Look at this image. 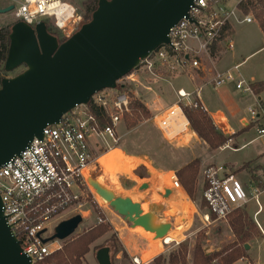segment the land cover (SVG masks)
Returning a JSON list of instances; mask_svg holds the SVG:
<instances>
[{
  "label": "built area",
  "instance_id": "built-area-1",
  "mask_svg": "<svg viewBox=\"0 0 264 264\" xmlns=\"http://www.w3.org/2000/svg\"><path fill=\"white\" fill-rule=\"evenodd\" d=\"M7 1L14 6L12 14L16 22L35 27L50 21L62 42L75 32L72 27L78 8L74 0ZM259 4L260 0H195L187 15L170 29L169 43L151 53L119 82L126 86L135 81L134 77L148 74L159 79L184 76L193 83L192 91L179 89L178 101L156 117L168 141L182 139L190 131L184 108L198 107L206 87L218 90L233 83L238 91L254 93L251 81L243 79L239 72L240 64L220 73L216 62L223 51H234L230 34L234 23L256 22L255 8ZM131 102L130 90L106 89L96 93L88 105L76 106L59 124L47 126L43 139H34L19 156L0 169L4 216L21 242L23 253L33 264H43L47 257L61 249L59 241L45 243L49 239L47 227L63 212L80 206L83 188L88 187V169L100 161L98 150L105 154L107 147L112 150V146L119 144L117 127L130 113ZM200 108L207 112L201 103ZM249 111L255 117V111L252 108ZM107 118V125L101 128ZM180 120L185 122L183 130ZM258 136L264 139L263 127L258 130ZM204 178L206 186L202 198L208 213L201 216V221L206 227L226 222L233 211L244 208L251 200L260 205L261 191L255 189L250 198L243 183L224 167L206 169ZM171 183L174 189H183L176 174L171 176ZM172 243L180 245L178 241ZM56 244L58 246L53 247ZM170 244L164 242L165 246ZM133 262L146 264L138 258ZM241 262L252 264L249 259Z\"/></svg>",
  "mask_w": 264,
  "mask_h": 264
},
{
  "label": "rangeland",
  "instance_id": "rangeland-1",
  "mask_svg": "<svg viewBox=\"0 0 264 264\" xmlns=\"http://www.w3.org/2000/svg\"><path fill=\"white\" fill-rule=\"evenodd\" d=\"M74 2L78 8V17L73 23L72 28L75 29L74 33H76L82 25L91 21L87 16V9L95 4V0H74ZM10 5L11 4L7 0H0V8H6ZM263 9V5L257 9V19L259 24L264 20V15H262ZM47 22V25L51 28L52 32L59 35V32L54 28L53 24L50 21ZM14 23H16V20L12 13L5 15L0 14L1 27H12ZM259 24L253 23L252 25H239L234 23L235 34L232 37V42L235 47V54L233 56L238 58V63L243 62L248 55L264 47V32H262ZM231 58L232 57H229L227 60H231ZM234 66L235 65L229 67L227 70L218 69V71L220 73H225L231 71ZM25 71L26 67L22 66L12 72H5L4 63H0L1 79H12ZM239 72L245 80H248L247 77L251 76L252 73H259L260 78L264 79V49L255 53L246 61V63L241 65ZM134 78H136L135 81L127 84L130 93L133 95V104L141 101L147 106L150 115L148 118H142V120H139L133 128L129 127L124 120L122 124L117 127L118 137L120 138L119 144L115 147L112 146V150L118 148L126 158H133L135 161L125 160L121 156L123 162L128 163V168L123 169V171L118 170L119 172H112L105 163V157L110 155L111 158L109 162H111L112 160H117V154L110 153L103 157L105 155L103 154V151L98 150L99 152L97 153V156H101L100 158H103V160L101 161L100 159L93 168H95L112 187L115 185L117 189L115 191L120 193L124 198H129L137 204H147V217L151 218L158 224H156L158 229L164 227L166 223L171 224V236L176 238L180 244L183 243L188 245V264H192L193 249L198 241L202 242L204 250L211 249L212 251H218L223 246L231 244L235 240L228 225V221L217 222L208 227H206L201 221V216L208 213V209L201 210L199 207L204 201L202 198L205 186L203 171L213 166H227V169H230L229 171L233 172L235 169H240L246 163L251 162V160L255 158L257 152L264 150V139H261L258 136V130L261 127L264 128V108L258 100V96H256L257 94H245L241 91L233 92L230 89L232 83L224 86L222 89H226L230 93V99L226 102L236 103L240 109L238 117L234 119L229 118V123L234 131L233 134L238 133V135L228 143V147L225 148V150L212 152L207 145H200L195 138V134L191 130L185 136V138L190 136V142L188 141L184 143L181 142V139L170 142L165 138L164 133L158 127V120L156 117L165 111L169 105L171 106L178 101L177 91L179 89H184L185 91L191 90L190 81L186 77L178 76L159 79L146 74ZM125 82L123 81V83ZM221 93L222 91H220V94ZM221 98L223 99V95ZM250 108L255 111V117L251 115L249 111ZM129 115L132 116V109ZM210 118L212 119L211 116ZM242 120H246L248 125L245 126L242 123ZM218 129L223 133L221 127ZM223 134L225 135V133ZM235 145L242 149L234 151L233 149ZM110 151L111 149L107 147L105 153L107 154ZM142 157H146L153 162L156 169V171L154 170L153 175L140 163ZM194 159H199L202 163L197 178V193L195 194V199H192L185 191L191 204L189 208H185V206L182 205L183 203L177 202V193L172 188L168 172L170 170L178 172L183 166ZM209 162L213 164H209L206 167V164ZM133 163H135L137 167L132 171L131 167ZM252 166L253 164L249 163L244 166L242 170L250 171V169L252 170ZM130 170L132 173H130ZM163 178L166 181H164ZM151 180H153V182L147 189H140L144 183H150ZM157 180L161 181V184H159ZM245 189L248 196L251 197L250 190L247 187ZM147 205H145V208ZM248 209L252 214L257 209L254 201H250ZM100 211L105 215L109 223V220L113 222V225L110 223L112 230L96 240L90 246V252L92 251V254L87 256L88 253L84 257V262L82 263L98 264L95 257L96 253L101 248L109 247L111 249L113 264H134L133 260L136 257L131 258V255H128L125 249V231L127 230L121 228L129 229V223L125 222V219L115 212L108 204L104 203L102 200L98 201V197L95 196L89 185L88 187L83 188L80 206L76 205L55 218L47 227L48 232L46 237H49L50 239L54 235L55 229L62 222L68 221L76 216L83 217V223L75 234L64 242L59 241V246L62 249L66 242L96 228L101 220ZM131 231L135 235L132 241L133 249L131 246L132 254H140L138 250L148 249V251L143 254L142 263H148L150 261L149 264H154V260L160 255H164L168 258L170 254L177 252L180 246H176L175 243L165 246L161 239H156V234L146 237L144 236L146 231L141 227H137L135 230L133 229ZM248 245L251 247L254 246L252 257L259 260L260 264H264V242H262L260 248L257 246V239H253ZM57 246L58 244L53 247ZM250 262L254 264L251 260ZM236 264L245 263L239 261Z\"/></svg>",
  "mask_w": 264,
  "mask_h": 264
},
{
  "label": "water",
  "instance_id": "water-1",
  "mask_svg": "<svg viewBox=\"0 0 264 264\" xmlns=\"http://www.w3.org/2000/svg\"><path fill=\"white\" fill-rule=\"evenodd\" d=\"M195 0H98L91 21L61 42L45 22L31 27L16 22L11 27L5 72L25 66L12 79H2L0 87V169L19 156L34 139H43L49 125L59 124L76 106L88 105L103 90L124 89L119 82L163 44L169 31L187 15ZM14 6L0 8L12 13ZM220 127L229 134L226 124ZM87 185L96 197L135 226L148 228L153 220L141 217L140 205L124 198L93 167ZM83 223L76 216L62 222L45 241L64 242ZM165 226L158 229L164 232ZM247 251L249 245H245ZM207 255L211 249L205 250ZM98 264H113L111 249L96 253ZM0 264H33L23 253L21 242L4 216L0 195Z\"/></svg>",
  "mask_w": 264,
  "mask_h": 264
},
{
  "label": "trees",
  "instance_id": "trees-1",
  "mask_svg": "<svg viewBox=\"0 0 264 264\" xmlns=\"http://www.w3.org/2000/svg\"><path fill=\"white\" fill-rule=\"evenodd\" d=\"M262 5L264 6V0H260L259 6L255 8L256 16H258L257 9ZM97 6L98 0H95V4L88 7V18H92ZM262 15H264V9ZM260 27L264 32V20L261 21ZM48 30L51 34H53L49 26ZM10 33L11 27L0 26V63H4V65L7 60L10 46ZM230 34L233 35V31H231ZM1 81L2 79L0 78V87ZM119 90L129 91L127 85L124 89L119 88ZM263 90V84L253 85V91L255 94L258 95ZM130 95L133 97L131 93ZM134 104L132 101V116L129 115V113L124 117L125 122L131 128H133L139 120H142V118H148L150 115L149 110L144 103L138 101ZM184 112L189 120L190 130L198 135L211 150H217L225 146L234 137L225 136L221 131H219L209 114L200 108V103H198V107H185ZM107 123L108 118L101 123V128L107 125ZM200 169L201 162L197 159L177 172L179 181L192 199H195V194L197 193V178ZM199 207L201 210H207V206L204 201L201 205H199ZM98 209L100 210L99 206ZM100 214L101 222L96 228L66 242L61 250L56 251L47 257L43 264H83L82 262H84V257L90 252V246L96 240L112 230V226L108 222L105 215H103L102 212ZM227 221L235 240L231 244L223 246L220 250L209 255L205 252L202 242L198 241L193 249L192 264H236L242 259H248L249 251L245 249V245H248L250 241L261 234L257 225L249 216L246 207L233 211L229 215ZM188 256V245L181 243L177 252L170 254L168 258L164 255H160L154 260V264H188Z\"/></svg>",
  "mask_w": 264,
  "mask_h": 264
},
{
  "label": "crops",
  "instance_id": "crops-1",
  "mask_svg": "<svg viewBox=\"0 0 264 264\" xmlns=\"http://www.w3.org/2000/svg\"><path fill=\"white\" fill-rule=\"evenodd\" d=\"M254 23H258L259 24L258 19ZM252 24H246V25H252ZM259 26H260V24H259ZM262 32H263V30H262ZM234 34H235V29L233 28V35ZM233 35H232V37H233ZM263 49H264V47L258 49L256 52L248 55L244 59V61L241 62V63H238L239 62L238 58L236 56H233L235 54V47H234V51L233 52H230V51L225 50V51L222 52V54L220 55L219 59L217 60V62H216V68H217V70L218 69L219 70H227L229 67H231L233 65H239V64L240 65H243L255 53H257L258 51L263 50ZM229 54H231V55H229ZM229 57H232L231 60L230 59L227 60ZM247 78H248V81H251L252 88H253V85H257V84H263L264 85V79L260 78L259 73H252L251 76H248ZM190 85H191V90L190 91H192L193 88H194V85H193L192 82H190ZM234 85L235 84L232 83L230 89L233 92H240V91L236 90V87ZM222 88H220L218 90H214L211 87H206L203 90L202 95H201V99L199 101L207 109L208 114L212 117V119L215 122V125L217 126V128L220 127V124L219 123L222 122V121L227 125V127L229 129V134L227 136H234L228 142V143H230L238 135V133L233 134L234 131H233V129H232L230 123H229V120L238 117L240 109H239V106L236 103H232V102L231 103L230 102L228 103V102H226V101H229V99H230V97H229L230 93L226 89H222ZM220 91H222L221 94L223 95V99L225 101L221 98L222 95L220 94ZM253 95H256V94L254 93ZM263 95H264V90L261 91L256 96H258V100L260 101L261 105L264 108ZM171 106L169 105L168 108H170ZM181 120H180V122L182 123L181 128H184V123L185 122H183ZM242 123L245 126L248 125V122L246 120H242ZM195 138L200 143V145L202 144V146L203 145L206 146V144L204 142L202 143V140L196 134H195ZM188 141L190 142V136H188V138L183 137L181 139V142H184V143L185 142H188ZM228 143L225 146H223V147H221V148H219L217 150H212V152H217V151L225 150V148L228 147ZM240 149H242V148H239L238 146L235 145V147H234L233 150L234 151H238ZM110 153H116L117 154V157H118L117 159H120L121 156H122L125 160L135 161V159H133V158H126V156L120 151V149L118 150V148H114L113 151L111 150L107 154L105 153V155L103 157H105L106 155H108ZM141 159L142 160H140V163L144 167H146L147 169L150 168L153 173H154V170L156 171V169H155V167L153 165V162L150 159H148L146 157H142ZM102 160H103V158L101 159V161ZM194 160H197V159H194ZM194 160H192V161H194ZM147 161L151 164V166H150V164ZM191 162H189V163H191ZM189 163H187L186 165H188ZM249 163H252L253 164L252 170L250 169V171H247V170L246 171L245 170L243 171L242 168H244V166H246ZM249 163H246L240 169H235V171H233V172H230L229 171L230 169L228 170L227 169V166H224V169H226V171L229 174H231V175L235 176L237 179H239L243 183V185L246 186L250 190V196H251L250 198H252V196L254 195L255 189L258 188L261 191V195L259 197L260 205H258L254 200H251V201H254L255 204H256V206H257V209L253 212V214L248 209L250 202L245 206L246 209H247V212H248L249 216L253 219V221L255 222V224L257 225V227H258V229H259V231L261 233V234H259L255 238V239H257V246H259V248H260V245H262V242H264V150H262L260 152H257L255 158L253 160H251V162H249ZM209 164H213V163H211V162L207 163L206 164V167ZM132 165L136 166L135 163H133ZM204 172L205 171H203V180H204V184L206 186L205 178H204ZM168 174H169V177H170V180H171V176L174 175V174L177 175V172L170 170L168 172ZM171 185H172V183H171ZM205 186H204V188H205ZM173 190L174 191H181L182 190V191L185 192L184 187L181 190H176L174 188H173ZM187 200H188V198H187ZM185 208H189V207H185ZM143 209L145 211H147V207L145 208V205H143ZM109 221L113 225V222L111 220H109ZM121 228L124 229V230H127V231H125V234H126V237H125V242H126V248L125 249H126V253L128 255L130 254L131 255V258L136 257V258L142 260L143 254L145 252H147L148 249L146 248L145 250H143V249L138 250L140 252V254L139 253H134V255H133L132 254V250H131L132 241H133L134 236H135L134 233L131 231V230H133V228H131V227H129V229L128 228H123V227H121ZM253 247L250 246V250H249V253H248V259H250L254 264H260V261L259 260H256L255 257H252ZM132 249H133V246H132ZM133 251H135V250H133ZM90 254H92V251L89 252V254L87 256H89ZM142 262H143V260H142ZM149 262L148 263L146 262V264H149Z\"/></svg>",
  "mask_w": 264,
  "mask_h": 264
},
{
  "label": "bare ground",
  "instance_id": "bare-ground-1",
  "mask_svg": "<svg viewBox=\"0 0 264 264\" xmlns=\"http://www.w3.org/2000/svg\"><path fill=\"white\" fill-rule=\"evenodd\" d=\"M224 123V122H223ZM184 128H181V130H183ZM113 151V150H112ZM110 158H111V156L110 155H108V156H106L105 157V163H106V165H107V167L110 169V171H117V172H119L120 170H122L123 171V169H127L128 168V163H125V162H123V159L122 158H120V159H117V160H112L111 162H109L110 161ZM137 166H134V165H132V167H131V170L133 171L135 168H136ZM119 170V171H118ZM130 170V173H132V171ZM149 170V173H151L152 175H153V172L151 171V169L149 168L148 169ZM109 175V174H108ZM86 178L88 179V173L86 174ZM169 178V177H168ZM170 179V178H169ZM165 180V179H164ZM158 181V180H157ZM166 181V180H165ZM144 182V181H143ZM152 182H153V180H151L150 181V183H144L141 187H140V189L141 190H144V189H147L149 186H150V184H152ZM158 183L159 184H161V181H158ZM112 184V183H111ZM113 187L115 188V190H117L116 189V187H115V185H113ZM172 187H173V185H172ZM92 189V188H91ZM170 189V188H169ZM92 191H93V189H92ZM170 191V190H169ZM176 193H177V197H178V199H177V197H176V199H177V202H179V203H183L182 205L183 206H185V207H190V202H189V200H187V195L185 194V192L184 191H175ZM170 193H171V191H170ZM101 199L100 198H98V201H100ZM109 205V204H108ZM140 205V208H141V217H146L147 216V211H148V205L147 204H144V205H147V211H145L144 209H143V204H139ZM151 205V204H150ZM110 206V205H109ZM181 206V205H180ZM124 218V217H123ZM125 219V218H124ZM125 222H127V223H129V225H130V227H132L133 229H136L137 227H141L144 231H146V233L144 234V236H146V237H150V236H153V235H155L156 234V239H161V241L163 242V244H164V242H167L168 244H170V243H172V242H174V241H178L176 238H174V237H172L171 236V232H170V230L172 229V225L171 224H168V223H166V227H165V230H164V232H159L158 231V228L156 227L158 224L156 223V222H152V225L151 226H149L148 228H146V227H143V226H135L132 222H130V220L129 219H125ZM157 224V225H156ZM170 232V233H169ZM169 233V234H168ZM144 263H146V262H144Z\"/></svg>",
  "mask_w": 264,
  "mask_h": 264
},
{
  "label": "flooded vegetation",
  "instance_id": "flooded-vegetation-1",
  "mask_svg": "<svg viewBox=\"0 0 264 264\" xmlns=\"http://www.w3.org/2000/svg\"><path fill=\"white\" fill-rule=\"evenodd\" d=\"M45 23H46V25H47V23H48V22H45ZM47 27H48V25H47ZM78 27H79V26H78ZM53 34H55V36H57V37H58V35H56V33H55V32H54ZM58 39H59V38H58Z\"/></svg>",
  "mask_w": 264,
  "mask_h": 264
}]
</instances>
